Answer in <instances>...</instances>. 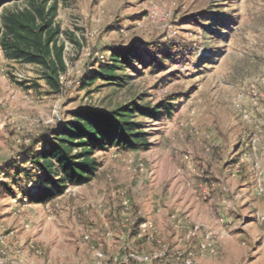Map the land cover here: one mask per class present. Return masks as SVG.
Wrapping results in <instances>:
<instances>
[{"label": "rangeland", "instance_id": "1", "mask_svg": "<svg viewBox=\"0 0 264 264\" xmlns=\"http://www.w3.org/2000/svg\"><path fill=\"white\" fill-rule=\"evenodd\" d=\"M204 10L237 15L223 49L199 42L192 17ZM55 22L57 89L40 66L0 52V264H264V0H59ZM181 37L201 45L192 57L174 48ZM124 47L136 54L128 84L81 86ZM140 100L171 105L140 120L148 147L93 149L86 184L60 192L58 176L43 180L23 154L79 107ZM43 189L48 198L30 199Z\"/></svg>", "mask_w": 264, "mask_h": 264}, {"label": "trees", "instance_id": "2", "mask_svg": "<svg viewBox=\"0 0 264 264\" xmlns=\"http://www.w3.org/2000/svg\"><path fill=\"white\" fill-rule=\"evenodd\" d=\"M9 1L15 0H0V6ZM58 1L26 0L21 9L0 10V52L7 59L40 66L43 69V77L56 89L59 87V73L66 68L62 55L63 44L59 42L62 31L55 22ZM221 6L220 9L223 10ZM193 15L195 17H192V22L201 27L202 38L199 42L204 46L203 49H211L208 44L220 40L223 49L234 31L231 24L237 16L235 12L226 13L222 20L218 18L216 11L204 10ZM216 27H219L218 32H224L225 35H216ZM177 41L174 48L190 57L196 54L198 46H201L193 48L188 43L185 44L182 37ZM135 56L130 47L111 48L109 60L101 62L97 69L92 68L90 74L81 79V86L85 87L98 78L117 87L128 84L130 76L123 71L129 63V58H136ZM162 58L160 61H151L150 67L153 70L163 68V62L168 60L169 53L165 52ZM184 60L190 62L191 59ZM208 60L209 57H205L202 64ZM176 98V95H170L167 100ZM170 107V103L165 101L149 107L141 103V100L131 106L124 104L111 110L98 111L87 106L79 107L71 113V119L50 131L48 137L35 141V144L41 142V151L26 147L23 154L30 155L31 165L36 167L38 176L43 180L51 177V174L57 175L62 184L61 192L67 185L86 184L95 177L98 164L92 157L93 149H105L107 146L122 149L147 148L149 144L140 120L148 118L152 121ZM247 181L248 187L251 186L249 180ZM37 194L30 199L35 202L43 201L51 195V191L43 189ZM131 229L132 235L136 234L137 224Z\"/></svg>", "mask_w": 264, "mask_h": 264}, {"label": "built area", "instance_id": "3", "mask_svg": "<svg viewBox=\"0 0 264 264\" xmlns=\"http://www.w3.org/2000/svg\"><path fill=\"white\" fill-rule=\"evenodd\" d=\"M141 226H142L143 228H145V227H146V223H142Z\"/></svg>", "mask_w": 264, "mask_h": 264}]
</instances>
